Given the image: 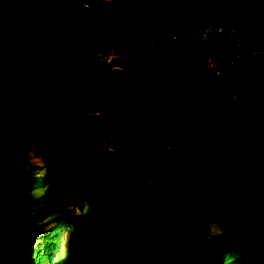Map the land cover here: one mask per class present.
I'll return each mask as SVG.
<instances>
[{"label": "trees", "instance_id": "trees-1", "mask_svg": "<svg viewBox=\"0 0 264 264\" xmlns=\"http://www.w3.org/2000/svg\"><path fill=\"white\" fill-rule=\"evenodd\" d=\"M121 1L0 0L2 125L42 133L53 121L57 165L88 172L87 207L68 217L70 251L83 247L88 258L96 231L99 242L135 245L148 264H208L214 252L264 264V52L255 61L234 50L241 30L255 36L264 28V0ZM219 25L233 26L232 34ZM58 43L70 47L69 63L55 59ZM109 52L116 60L100 57ZM224 60L248 73L249 88L227 74L225 92L216 85L220 76H207ZM105 98L108 117H116L111 151L73 146L100 128L86 103ZM6 145L0 137V264H43L57 247L47 231L41 248L21 243L40 238L36 222L65 208L62 197L77 184L68 177L57 196H31L32 174L8 181L17 169ZM209 181L235 210L222 238L210 236L205 218L172 233L139 216L144 206L162 215L173 199L209 193L202 187ZM8 203L32 210L18 228L21 238Z\"/></svg>", "mask_w": 264, "mask_h": 264}, {"label": "rangeland", "instance_id": "rangeland-1", "mask_svg": "<svg viewBox=\"0 0 264 264\" xmlns=\"http://www.w3.org/2000/svg\"><path fill=\"white\" fill-rule=\"evenodd\" d=\"M121 2L129 3V7L133 6L131 0H122ZM219 26H216L217 30L227 34H232L234 29L233 26L231 28L221 26L222 28L219 29ZM238 35L240 46L234 50L243 55L244 60L258 61L260 54L264 52V28L255 36H251L245 30H241ZM74 39L72 37V40ZM62 43L64 44L63 41ZM68 48L67 50L63 49L60 43L55 45L53 52L57 62H70L71 50L70 47ZM100 57L107 61H114L117 55L114 52H109L100 55ZM217 69L220 70V75L215 70L209 71L208 69L205 70V73L211 79L214 78L213 76H220L216 85L220 86L223 91L226 92L229 86L227 74L233 75L241 83L242 88L250 87L248 73H241L239 68L228 64V61L224 60ZM201 70L198 68L197 71ZM109 103L110 98L86 103L88 112L98 119L100 128L87 134L83 140L73 142V146H88L101 152L104 150L111 151V145L116 137L112 132L116 117L114 115L108 117ZM6 116L7 111L0 109V137L7 140L4 153L12 159L11 166L17 169L16 173L8 177V181H17L24 173L32 174L33 185L30 195L33 197L42 194L44 191L57 196L62 181L68 177L75 178L74 183L77 184V187L70 185L66 189L62 197L66 201L65 208L36 222V225L40 227L37 234L40 238L36 241L27 240L28 243H21V246L25 249L30 248L31 245L41 248L44 246L41 236L44 231H47L52 243H55L57 247L52 258L46 259L45 257L43 264H63L62 262L68 254H70V264H148L146 255L140 254L135 245L125 249L116 245H108L106 242H99L98 238L100 237L96 231L91 232L88 236L90 240L89 249L92 250L88 258L85 257L87 253L83 247L70 251L72 242L71 219L68 220V217L79 215L87 207L88 172L80 165L70 169H63L57 165L56 160L59 155L57 146L61 142V138L53 121L50 122L49 128L42 133H35L34 126L30 124V126H25V128H20L14 132L2 125ZM202 187L209 189V193L196 191L192 192L190 196L173 199L168 203L167 209L162 215H155L144 206L139 211V216L152 221L157 230L166 229L172 233L182 230L183 224L190 219L205 218L209 222L210 236L218 240L228 233L229 226L236 216L235 210L220 200L212 181L204 183ZM5 210L15 232L21 238L22 233L18 228L22 223L32 218L31 208L25 203L22 205L8 203ZM0 230L3 231L1 224ZM28 231L25 229V232ZM238 262V258L235 256L227 257L214 252L208 264H238ZM173 264L182 263L177 258Z\"/></svg>", "mask_w": 264, "mask_h": 264}, {"label": "clouds", "instance_id": "clouds-1", "mask_svg": "<svg viewBox=\"0 0 264 264\" xmlns=\"http://www.w3.org/2000/svg\"><path fill=\"white\" fill-rule=\"evenodd\" d=\"M240 46V42H237L236 44H235V48H238ZM230 65H232V64H230ZM220 66V65H219ZM235 68H238V67H235ZM213 70H215V72L217 73V74H220V70L219 69H213Z\"/></svg>", "mask_w": 264, "mask_h": 264}]
</instances>
